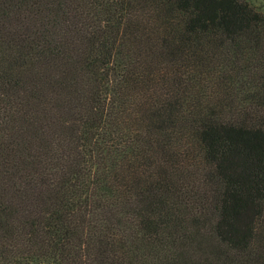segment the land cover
I'll return each mask as SVG.
<instances>
[{"label": "trees", "instance_id": "obj_1", "mask_svg": "<svg viewBox=\"0 0 264 264\" xmlns=\"http://www.w3.org/2000/svg\"><path fill=\"white\" fill-rule=\"evenodd\" d=\"M0 264H264V11L0 0Z\"/></svg>", "mask_w": 264, "mask_h": 264}, {"label": "rangeland", "instance_id": "obj_2", "mask_svg": "<svg viewBox=\"0 0 264 264\" xmlns=\"http://www.w3.org/2000/svg\"><path fill=\"white\" fill-rule=\"evenodd\" d=\"M255 8L264 11V0H247Z\"/></svg>", "mask_w": 264, "mask_h": 264}]
</instances>
